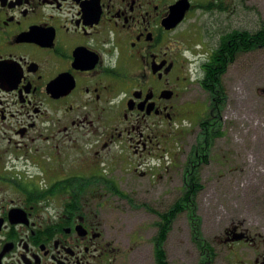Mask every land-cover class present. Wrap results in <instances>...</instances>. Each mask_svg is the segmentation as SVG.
<instances>
[{
  "label": "flooded vegetation",
  "instance_id": "obj_1",
  "mask_svg": "<svg viewBox=\"0 0 264 264\" xmlns=\"http://www.w3.org/2000/svg\"><path fill=\"white\" fill-rule=\"evenodd\" d=\"M241 1L0 0V264H134L139 247L122 236L160 229L135 203L139 187L176 182L194 87L221 35L237 30L243 44ZM120 202L153 212V228L120 227ZM222 233L228 264H264V245L249 258L234 249L264 244L261 233ZM149 247V264H163Z\"/></svg>",
  "mask_w": 264,
  "mask_h": 264
},
{
  "label": "rangeland",
  "instance_id": "obj_2",
  "mask_svg": "<svg viewBox=\"0 0 264 264\" xmlns=\"http://www.w3.org/2000/svg\"><path fill=\"white\" fill-rule=\"evenodd\" d=\"M241 2L243 27L257 29L260 23H264V0ZM257 2L260 9L253 10L252 3ZM190 22L191 20L187 19L181 25L188 27ZM226 71L222 81L227 99L220 112L223 134L219 135L209 148L203 150L202 154L206 157V161L200 166L203 188L195 199L201 233L215 246L219 254L208 264H228L225 256L229 255L227 252L233 247L214 240L223 235V229L228 225L239 224L252 233H261L264 238V49L258 48L237 56L236 61L231 63ZM194 88L195 97L198 99L197 115H193L191 121L185 122L186 130L176 137L174 144V147L179 149L176 155L178 174L173 178L176 182H172L168 176L167 180L157 187L142 184L139 190L143 194L138 193L135 203L144 202L151 209L162 210L168 207L182 187L178 169L180 163L188 159L193 147L199 144L197 135L201 127L198 121L208 107L207 92L198 85ZM120 203L121 211L115 213V216L122 220L120 227L152 226L155 220L153 212L146 208V213L136 212L137 210L132 209L127 202ZM134 216L130 224L128 219ZM172 224L165 242L169 264H201L202 255L199 254L190 234L187 215L181 213ZM152 231L122 236L125 242H128H124V248L131 245L139 247V254L134 256V264H149V246L154 234ZM258 245L264 244L241 243L236 244L234 249L238 248L244 253L247 249L249 258L253 254L252 247Z\"/></svg>",
  "mask_w": 264,
  "mask_h": 264
},
{
  "label": "trees",
  "instance_id": "obj_3",
  "mask_svg": "<svg viewBox=\"0 0 264 264\" xmlns=\"http://www.w3.org/2000/svg\"><path fill=\"white\" fill-rule=\"evenodd\" d=\"M243 44L238 43L237 30L221 35V42L215 51L213 52L210 62H208L205 72V80H202V87L208 94V107L201 119L198 121V125L201 127L199 134L197 135L199 144H196L193 151L188 156V159L192 161L191 164H187L185 167V179L186 184L182 188V193L178 198L174 199L167 210L159 212L155 209H151L160 215L158 224L160 229L153 234L152 242L154 243V256L163 264L167 262V251L165 242L168 239V234L172 229L173 219L181 213H185L188 217V223L190 224V234L194 244L197 246L199 254L202 255L201 263L209 262L213 260V254L215 252V246L212 245L201 233L200 216L196 212L197 203L195 202L200 187L203 186L200 180V167L196 166V162L206 161V157L203 156V150L217 138L223 134L221 125L220 112L225 107L227 99V93L225 90L222 76L227 72V67L233 63L239 52L247 53L250 51L258 50V48L264 49V23H260L257 29L244 28L242 32ZM230 41L229 53L225 50L227 40ZM239 44V45H238ZM197 112V111H196ZM200 113V114H202ZM199 114V115H200ZM197 115V113H196ZM194 115V116H196ZM200 146H203L200 148ZM198 151L197 155L194 153ZM117 192L122 195L124 192L117 188ZM143 204V203H140Z\"/></svg>",
  "mask_w": 264,
  "mask_h": 264
},
{
  "label": "water",
  "instance_id": "obj_4",
  "mask_svg": "<svg viewBox=\"0 0 264 264\" xmlns=\"http://www.w3.org/2000/svg\"><path fill=\"white\" fill-rule=\"evenodd\" d=\"M185 8H186V6L183 8V10L174 12V16H175L176 22L180 21L181 17L183 16V13L185 11ZM235 232H237V231H235ZM244 234L245 233L242 232V231L237 232V235H235L234 238H232L231 240L232 241H234V240H240V239H242V237H243Z\"/></svg>",
  "mask_w": 264,
  "mask_h": 264
},
{
  "label": "bare ground",
  "instance_id": "obj_5",
  "mask_svg": "<svg viewBox=\"0 0 264 264\" xmlns=\"http://www.w3.org/2000/svg\"><path fill=\"white\" fill-rule=\"evenodd\" d=\"M241 52V51H240Z\"/></svg>",
  "mask_w": 264,
  "mask_h": 264
}]
</instances>
